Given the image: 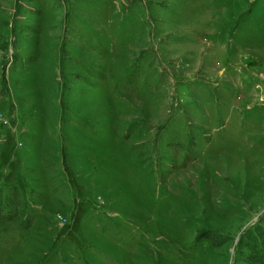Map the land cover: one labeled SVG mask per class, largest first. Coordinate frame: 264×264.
<instances>
[{"label":"rangeland","instance_id":"rangeland-1","mask_svg":"<svg viewBox=\"0 0 264 264\" xmlns=\"http://www.w3.org/2000/svg\"><path fill=\"white\" fill-rule=\"evenodd\" d=\"M15 186L0 264H245L264 0H0L2 210Z\"/></svg>","mask_w":264,"mask_h":264},{"label":"trees","instance_id":"trees-1","mask_svg":"<svg viewBox=\"0 0 264 264\" xmlns=\"http://www.w3.org/2000/svg\"><path fill=\"white\" fill-rule=\"evenodd\" d=\"M2 193L0 192V230L6 229L9 225L19 223L24 226L23 203L26 201V195L17 186L10 189L9 198H7L6 210H2ZM24 201V202H23ZM30 224L31 218H28ZM26 225V226H27ZM208 238L213 239L211 235ZM241 258L245 264H264V226H257L256 229L248 231L240 243Z\"/></svg>","mask_w":264,"mask_h":264}]
</instances>
